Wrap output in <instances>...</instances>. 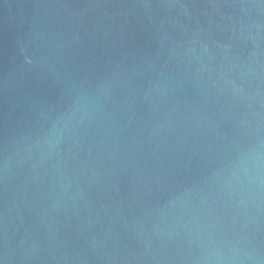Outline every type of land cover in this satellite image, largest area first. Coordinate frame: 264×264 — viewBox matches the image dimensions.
Instances as JSON below:
<instances>
[{"label":"water","instance_id":"1","mask_svg":"<svg viewBox=\"0 0 264 264\" xmlns=\"http://www.w3.org/2000/svg\"><path fill=\"white\" fill-rule=\"evenodd\" d=\"M0 264H264V0H0Z\"/></svg>","mask_w":264,"mask_h":264}]
</instances>
